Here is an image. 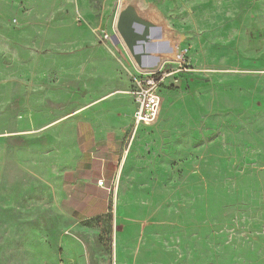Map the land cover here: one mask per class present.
Wrapping results in <instances>:
<instances>
[{
	"label": "rangeland",
	"instance_id": "rangeland-1",
	"mask_svg": "<svg viewBox=\"0 0 264 264\" xmlns=\"http://www.w3.org/2000/svg\"><path fill=\"white\" fill-rule=\"evenodd\" d=\"M128 4L189 78L153 124L72 141L138 69ZM1 159L0 264H264V0H0Z\"/></svg>",
	"mask_w": 264,
	"mask_h": 264
},
{
	"label": "crops",
	"instance_id": "crops-1",
	"mask_svg": "<svg viewBox=\"0 0 264 264\" xmlns=\"http://www.w3.org/2000/svg\"><path fill=\"white\" fill-rule=\"evenodd\" d=\"M139 72L138 69H136L133 73H131L130 81H129V89H126V85L118 86L116 82H111L110 85L108 82H106L105 86L103 87V90L105 93L101 98H99V101L96 102L92 107H86L82 109L75 110L74 112H71L68 116L70 124L68 125L69 128V137L68 139H71L72 141H89L93 140L96 141L98 139L107 140V133L108 132H114L116 134V137L123 136L124 133H127L128 129L130 128L131 124L133 123V117L134 112L138 109V104L135 102V99L133 95L131 94V91L134 86L133 77L137 75ZM189 73H183L182 75L178 76L177 80L173 79H167V81L170 82V85L179 86L181 84L180 82L183 80H188ZM166 81V82H167ZM166 82L161 86V96H162V89L166 85ZM168 83V82H167ZM119 87V88H118ZM99 88V87H96ZM101 89V88H100ZM94 91V89L92 90ZM163 99V97H162ZM127 101L130 104L127 106ZM107 108V109H106ZM83 113L85 116L90 115L93 116L96 122H93L90 124L89 128H85L82 130L77 131V125H76V116ZM160 113V112H159ZM75 117L74 119H72ZM113 121H118L119 123H114ZM135 124V123H134ZM153 124V123H152ZM151 125V124H150ZM65 125H62L60 123L53 124L54 132H59L58 129L60 127H63ZM140 126H149L145 124L140 125H134L135 129L139 128ZM57 140V139H56ZM66 154H60L59 160L55 162L54 164L57 166L61 165L62 162H66L65 165L70 172L74 170L75 168L72 164H75L76 161L72 160L70 164L68 162ZM55 159V158H54ZM56 161V160H55ZM62 163V164H64ZM2 164V159L0 162V165ZM2 167V166H1ZM105 168L101 166V169L98 173L101 174V176L105 173ZM27 176H33V178L36 180V182L33 184V186L38 191V194H40L41 197V203H43V198L45 197V180H48L49 178L46 177V175L41 173H35L29 174L26 172ZM40 189V190H39ZM48 195V194H47ZM41 211H44V209H41Z\"/></svg>",
	"mask_w": 264,
	"mask_h": 264
},
{
	"label": "water",
	"instance_id": "water-1",
	"mask_svg": "<svg viewBox=\"0 0 264 264\" xmlns=\"http://www.w3.org/2000/svg\"><path fill=\"white\" fill-rule=\"evenodd\" d=\"M116 28L119 33L117 41L122 39L139 71L153 72L172 60L166 58L167 48L159 41L161 27L140 14L134 5L128 4L120 9Z\"/></svg>",
	"mask_w": 264,
	"mask_h": 264
},
{
	"label": "built area",
	"instance_id": "built-area-1",
	"mask_svg": "<svg viewBox=\"0 0 264 264\" xmlns=\"http://www.w3.org/2000/svg\"><path fill=\"white\" fill-rule=\"evenodd\" d=\"M167 64L170 65L166 67ZM189 71L188 65L180 58L166 61L161 68L153 72L139 71L133 77L134 86L131 91L138 104L135 124L150 125L154 123L158 118L162 103L161 86L169 77L175 81L178 76Z\"/></svg>",
	"mask_w": 264,
	"mask_h": 264
}]
</instances>
